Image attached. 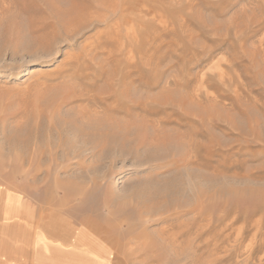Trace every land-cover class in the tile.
<instances>
[{
  "label": "rangeland",
  "instance_id": "obj_1",
  "mask_svg": "<svg viewBox=\"0 0 264 264\" xmlns=\"http://www.w3.org/2000/svg\"><path fill=\"white\" fill-rule=\"evenodd\" d=\"M124 1L0 0V229L56 199L108 264H264V0Z\"/></svg>",
  "mask_w": 264,
  "mask_h": 264
},
{
  "label": "bare ground",
  "instance_id": "obj_2",
  "mask_svg": "<svg viewBox=\"0 0 264 264\" xmlns=\"http://www.w3.org/2000/svg\"><path fill=\"white\" fill-rule=\"evenodd\" d=\"M129 8H130V1L125 0L123 3L120 4V6L116 4L113 7L112 12L116 13L117 11H120L122 15L121 18H127L129 16L125 15L124 13ZM124 20L125 19H123L122 21ZM128 22L129 20L127 21V23ZM117 108H119L118 105H115V106L113 105L112 107L109 106L106 112L109 116H112V112H115L114 109H117ZM91 112H92V109L90 110L87 107H83L81 110V116L84 117V119L87 118L86 120H87V123L89 124L88 133L90 132L89 135H92L95 138L98 137L100 142H105L111 138H120V139L127 138L133 134L134 129L133 127H131V124H130L131 120L129 123L128 122L123 123L122 121H121L122 123L121 122L117 123L116 121L114 123L113 122L109 123L106 121L105 123V122H101L100 119H98L99 121L97 120L98 121L97 122L96 119L93 118V114ZM127 113H129V110H127ZM83 127L84 125L82 124V128ZM38 153L39 154H36V155L42 157L43 150L40 149ZM65 197H68L67 194ZM22 198H24V200ZM22 198L20 197V199L22 200V207H23L21 209L22 218L25 221V224H28L29 222H33L32 220H35V215H34L33 210L31 209L32 206L30 205L29 200L24 196H22ZM15 199L17 200L19 199V197L18 198L15 197ZM54 200L53 202L57 203V201H54ZM51 202L52 201L50 199V201H48L47 207L44 208V210L42 209L39 210L40 212L38 214L39 216L37 218L38 220H35L36 238L33 240V244L35 246L34 251H36V253L39 256H41V258L43 257L46 260L45 263L46 264H83V263L88 262L89 264L90 263L91 264H94V263L95 264H108L106 257L110 255L109 252L111 253V248L105 244V241H103V238H106V237L104 236L105 234L101 230L99 224L96 221L91 220V218H83L81 220L82 225H79L78 223H75L73 219L71 218L69 219L68 216L61 213V210H62L61 206L57 205L56 203L53 204V202L52 203ZM70 203H71V200H70ZM54 205L60 207V209L57 207L54 208L55 207ZM118 222L120 221H117V224H119ZM115 226L112 225L110 228H113V227L115 228ZM24 236L22 238V243H23L22 245L23 247L26 248L25 244L27 242V239H29V235L26 233V235ZM112 247L114 249H117L114 243H112ZM118 250H119V247H118ZM45 251H50L51 257L45 258L44 256Z\"/></svg>",
  "mask_w": 264,
  "mask_h": 264
},
{
  "label": "crops",
  "instance_id": "obj_3",
  "mask_svg": "<svg viewBox=\"0 0 264 264\" xmlns=\"http://www.w3.org/2000/svg\"><path fill=\"white\" fill-rule=\"evenodd\" d=\"M17 222V218H15L13 223L16 224ZM5 225L6 224L3 223V226ZM3 226H0V228ZM14 227L18 228L17 225H14ZM4 233L8 236L3 237L2 235H4ZM12 233L14 234V232ZM10 234L11 232L8 233V231L6 232L0 229V244H2V246L15 248L14 255H9V252H3L0 250V264H45L44 262H41L39 255H36L34 249L27 253L26 249H24L21 244L19 232H15V234H17L15 237H11ZM44 256L45 258L51 257V255H48L46 252H44Z\"/></svg>",
  "mask_w": 264,
  "mask_h": 264
}]
</instances>
